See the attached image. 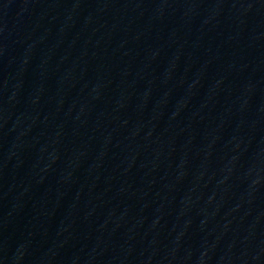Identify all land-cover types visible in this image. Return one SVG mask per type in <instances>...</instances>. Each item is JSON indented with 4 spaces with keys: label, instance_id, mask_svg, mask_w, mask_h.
<instances>
[{
    "label": "water",
    "instance_id": "95a60500",
    "mask_svg": "<svg viewBox=\"0 0 264 264\" xmlns=\"http://www.w3.org/2000/svg\"><path fill=\"white\" fill-rule=\"evenodd\" d=\"M0 242L264 264V0H0Z\"/></svg>",
    "mask_w": 264,
    "mask_h": 264
}]
</instances>
